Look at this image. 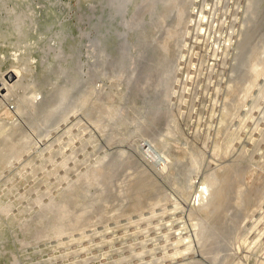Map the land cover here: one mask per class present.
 Listing matches in <instances>:
<instances>
[{
	"label": "rangeland",
	"instance_id": "1",
	"mask_svg": "<svg viewBox=\"0 0 264 264\" xmlns=\"http://www.w3.org/2000/svg\"><path fill=\"white\" fill-rule=\"evenodd\" d=\"M218 1L0 0V264H264V2Z\"/></svg>",
	"mask_w": 264,
	"mask_h": 264
},
{
	"label": "built area",
	"instance_id": "2",
	"mask_svg": "<svg viewBox=\"0 0 264 264\" xmlns=\"http://www.w3.org/2000/svg\"><path fill=\"white\" fill-rule=\"evenodd\" d=\"M218 0H194L191 15L189 16L188 39L191 43L198 42L201 37L210 35L215 29H218L223 21L227 22L232 29L234 20L232 16L224 18L219 14L221 11L232 12L236 10L233 5L224 4L227 10H223L217 6ZM231 8V9H229ZM230 36L236 38L235 30L230 32Z\"/></svg>",
	"mask_w": 264,
	"mask_h": 264
},
{
	"label": "bare ground",
	"instance_id": "3",
	"mask_svg": "<svg viewBox=\"0 0 264 264\" xmlns=\"http://www.w3.org/2000/svg\"><path fill=\"white\" fill-rule=\"evenodd\" d=\"M263 2H264V0H259V6H261ZM103 32L104 31H102V33ZM100 36H101V34H100ZM7 74H13V77H15L16 79L13 80V82H7L6 78H1L0 79V91L3 90L5 87L8 90L9 87L16 85L18 80H19V78H18L19 72L17 70H10ZM143 147H144L145 153L147 152L148 155L151 156V158L154 159V158H161L162 157V155H161V157L158 155L159 152L157 153V151L153 148V146L150 143H148V142L144 143ZM157 156H159V157H157Z\"/></svg>",
	"mask_w": 264,
	"mask_h": 264
}]
</instances>
